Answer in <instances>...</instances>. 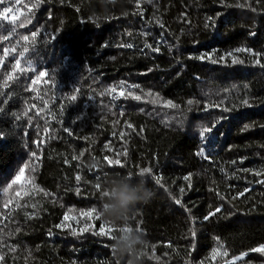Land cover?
Masks as SVG:
<instances>
[{
	"label": "trees",
	"instance_id": "16d2710c",
	"mask_svg": "<svg viewBox=\"0 0 264 264\" xmlns=\"http://www.w3.org/2000/svg\"><path fill=\"white\" fill-rule=\"evenodd\" d=\"M237 2L152 0L141 4V12L135 0L115 5L42 0L38 8L33 7L36 0H5L0 12L8 7V20L0 25V35L9 34L12 17L17 27L0 42V56L12 50L0 65V83L25 46L36 71L0 88L6 93L0 95V214L12 210L0 228L12 233L4 242L16 246L14 253L2 250L4 264H128V255L112 249L122 232L113 231V238L94 235L109 223L83 213L100 208L101 193L111 180L136 176L145 167L153 170L145 175L151 200L137 204L128 223H110L143 231L148 243L138 249L137 264H225L242 252L248 255L237 264H264V255L251 251L264 244V184L257 182L264 175H254L264 172V67L254 63L251 53L234 52L245 47L264 53V0H250L255 12L226 6ZM33 32L34 42L21 39ZM159 40V52L144 48L145 41L157 47ZM127 43L134 47H122ZM229 52L244 63L233 64ZM201 55L205 59L195 58ZM21 67H27L23 59ZM40 71L48 75L38 78ZM110 88L116 89L115 100L101 95ZM121 91L143 98H124ZM149 91L178 107L150 103L154 97L145 96ZM190 99L198 103L189 105ZM245 99L250 106L242 103ZM218 101L223 103L214 106ZM225 107L231 111H223ZM213 125L201 138V129ZM121 132L128 135L121 137ZM201 150L208 159L197 154ZM81 152L80 160L72 159ZM25 165L6 195L4 188ZM77 174L82 176L79 183ZM188 174L191 187L184 180ZM155 176L162 177L165 187L156 184ZM33 186L51 195L33 191ZM26 191L29 195H17ZM9 195L13 200L6 209ZM17 203L25 206L17 208ZM210 212L215 215L204 220ZM66 213L74 219L65 220ZM61 223L69 227L57 228ZM84 228L89 230L71 235L72 229ZM219 244L227 257H213ZM153 246L159 261L151 258Z\"/></svg>",
	"mask_w": 264,
	"mask_h": 264
},
{
	"label": "snow or ice",
	"instance_id": "6c2138e0",
	"mask_svg": "<svg viewBox=\"0 0 264 264\" xmlns=\"http://www.w3.org/2000/svg\"><path fill=\"white\" fill-rule=\"evenodd\" d=\"M9 2H11V0H9ZM15 2L17 4H19L20 0H15ZM42 2V0H36V4L33 5V7L35 8H38L40 3ZM143 2H146V3H149L151 4L152 3V0H135V4H136V7L139 11H143L141 9V4ZM257 3L260 2V0H256ZM221 3L223 4L224 3V0H221ZM5 4V0H0V6H3ZM227 7H237V8H249L251 11L255 12L257 11L256 8L252 7L251 3H250V0H244L243 3H240L239 0L238 2L235 4V5H226ZM9 12V8L8 7H4V10L2 12H0V25L3 24V21L5 20H8V16L5 15V13H8ZM182 15H186V14H182ZM218 16L220 15L219 13L217 14ZM209 21H212V18L209 17L208 18ZM15 17H12V21H10V23L13 24L12 28L9 30V34L8 35H0V42H3L5 40H8L10 38V36L15 32L16 30V27L17 25H15ZM159 26L161 28H164V24L162 22H160L159 20L156 21ZM20 27H23L24 25L23 24H20L19 25ZM206 27H208V23L205 24ZM129 35H131V33H129ZM143 36L147 37L148 35H150L149 33L147 32H144L142 33ZM36 36H37V33L36 32H33L32 33V36L31 38L29 36H22L21 39L25 40V41H29L31 39L32 42L35 41L36 39ZM163 41L162 40H159L157 41V47H153L152 44L148 43L147 41H145V44H144V48H147V49H150L151 51L153 52H159L160 51V47H159V44L162 43ZM15 47V46H14ZM122 47H126V48H133L134 45L132 43H127V44H124L122 45ZM30 51L29 47H23V50L19 52V58H16V57H13L15 59V63L12 65V72L11 73H7L6 74V78L5 80L0 83V88H7L9 87L10 84L12 83H15L18 79H20V77L26 72V71H36L35 68H33V65H32V62L30 59H27L26 58V54ZM234 52H249L251 53L254 57H256V59L254 60V63L259 65L260 67H264V63L261 62V57H264V53H261V52H254L252 49L250 48H245V47H238L234 50ZM12 55V50H9V49H5V56H11ZM227 56H232L233 59H232V63L233 64H239V63H244L243 60L237 58L234 56V53L233 52H229L226 54ZM5 56H0V65H3L4 62H5ZM191 58V57H190ZM196 59H200V60H203L205 59V56L204 55H201L199 57H195ZM209 59H211V57L209 56L208 57ZM24 60L27 67H21V60ZM221 59H223V57H221ZM211 62L212 63H217L218 61L215 60V59H211ZM48 74L44 71H40L39 72V77H46ZM33 83H35V81H33ZM120 87L123 88V85H121ZM131 87H139L138 85H133ZM116 91L115 88H110V89H106V91L104 93H101V95H112L114 92ZM227 91V90H225ZM6 93L0 91V95H5ZM8 95H10V93H8ZM120 96L121 97H124V98H131L132 100H135V101H141L142 100V96L141 95H137L135 93H133L132 91H127V93H125L124 91H121L120 92ZM145 96H152L154 97L152 100H150L149 102L150 103H153V104H161L163 107H166V108H171V109H175L177 108L178 106L176 104H174L171 100H160L159 99V94H154L152 93L151 91L145 93ZM112 98L113 100H115L117 97L115 95H112ZM70 100L74 101L76 99V96L75 95H71L69 97ZM193 103H198V101H193V100H188V104L191 105ZM223 101H218L216 102V104L214 106H219L220 104H222ZM242 103L244 105H249L248 103V100L245 99L242 101ZM35 105H33L34 107ZM3 109H0V111H2ZM205 110L207 111L208 110V104L206 103L205 104ZM141 111H143V109H141ZM223 111L225 112H228V111H231V109L225 107L223 109ZM26 113H27V110H26ZM25 113V114H26ZM123 114V113H121ZM37 115H39V111L37 112ZM17 119H19V117H17ZM221 119H223V117H221ZM219 122V121H217ZM126 126L130 129H132L133 132L136 131V129L133 127V125L131 123H127L126 122ZM215 127V125H213L212 127H207V128H203L201 129V131L199 132V135L201 138H205L206 137V134H209L213 131V128ZM249 126H245V129H247ZM48 129L45 128V132H47ZM65 131H68V129H65ZM140 131H143V129H141ZM72 133L69 132V135H71ZM121 137L125 136V135H128V133L126 132H121L120 133ZM107 147V146H106ZM198 155H204L205 156V159H208L209 157L207 155H205L204 151L201 150L200 152L197 153ZM84 155L83 152L80 153L79 156H76V155H73L72 156V159L73 160H80L81 157ZM123 155L126 157L127 156V151L125 150L123 152ZM105 159H107V157H105ZM67 163V161H66ZM108 164L109 165H119L120 167H124L125 164L122 163L120 160H108ZM99 165V162L97 161V164L93 165L92 167L95 168V167H98ZM28 167V165H25L24 167H21L19 169V173L17 174V176L15 177V179L11 182V184H9L6 188H4V193L7 195L9 193V189L12 188V185L13 184H16L17 181L20 180L21 176H23L24 172H25V168ZM91 170V169H90ZM244 171H249L248 169H245ZM153 173V170L149 167H145V168H141L138 172V175H152ZM254 175L256 176H262L264 175V172H261V171H256L254 172ZM77 183H79L81 180H82V176L77 174L76 177H75ZM155 179V182L157 185H159L160 187H165V185L162 183V177L160 176H155L154 177ZM184 180L188 182L189 184V187H191V174H188L186 176H184ZM258 183H261V184H264V179H261L259 181H257ZM100 184L97 183L96 184V188L99 190L100 189ZM167 191V189H165ZM33 191H36V192H43L44 196H49L51 195L49 192H47L46 190H43V189H40L38 188L37 186H33ZM185 191L184 188H181L180 189V193L183 194ZM248 189H245V192H247ZM77 193L79 194V188H77ZM102 196H105L106 193L103 191L102 193ZM18 196L20 195H24V196H27L29 195V193L26 191L24 193H17ZM171 195V194H170ZM219 195V193H218ZM239 196H243L244 195V192H241L238 194ZM223 198V197H222ZM236 197H233V199H235ZM172 199L174 201V203L176 205H179V206H183L182 205V201L181 199L175 197V196H172ZM13 198L9 195L7 196V200L4 204V207L7 209L9 204L12 202ZM25 205H21L19 203L16 204V207L17 208H20V207H24ZM32 207H35V205H32ZM69 211H72L71 209ZM185 211H190L189 209L185 208ZM221 211V208L220 207H217L215 209V212L216 213H219ZM11 215H12V210H9L8 214L7 215H4V214H0V224H3L4 223V220L6 219H10L11 218ZM83 215H87V216H90L92 217L94 220H100L101 217L99 215V212L96 208H92L90 210H88L87 212L83 213ZM212 215H215V213H209V215L205 216L204 217V220H208L209 219V216H212ZM31 218V217H30ZM65 220H71V219H74V217L72 216H69L67 213L65 214V217H64ZM5 227H7V225H5ZM57 228H65V227H69L68 225H65L63 223L59 224V225H56ZM89 229L88 228H84V229H81L79 231H77L76 229H72L71 231V235L73 236H79L81 235L83 232H86L88 231ZM120 231V232H127V231H130L131 229L129 227H125V228H120V229H117L115 228L114 226H112L110 223L108 225H105V224H102L101 227H100V230L99 232H93L94 235H105V236H109V238H113L112 237V232L113 231ZM136 230H141L139 228H137ZM17 232L20 231L19 228L16 229ZM8 235H12V233L9 231V232H4V228H0V264H4L5 262V254L4 252L2 251L5 247L8 248V250L10 252H16V246L14 245H7L5 242H4V237L5 236H8ZM196 233L195 231L192 232V236L193 238L195 237ZM169 247H171V243H169L168 245ZM220 249H224V245L223 244H219V246L217 248H213L212 249V255L213 257H216V256H222V257H227L229 255L228 251L227 250H224V251H220ZM252 252H259L260 254L264 255V244L260 245L259 247L257 248H253L251 249ZM248 255L247 252H242L240 253L239 255L237 256H233L231 258V260L229 261H226L225 264H237V262L239 261H242L245 259V257ZM151 258H154L156 260H160V257L156 256V253H155V246H153V252H152V257Z\"/></svg>",
	"mask_w": 264,
	"mask_h": 264
},
{
	"label": "clouds",
	"instance_id": "9594fccd",
	"mask_svg": "<svg viewBox=\"0 0 264 264\" xmlns=\"http://www.w3.org/2000/svg\"><path fill=\"white\" fill-rule=\"evenodd\" d=\"M107 4H118L122 0H102ZM104 192L106 193L102 205L98 209L101 219L106 223H128L133 210L139 203H148L153 192L146 187L144 175L119 176L111 180ZM130 231L118 235L112 244L115 254L128 255V264H137L139 248L147 246L143 231L130 227Z\"/></svg>",
	"mask_w": 264,
	"mask_h": 264
},
{
	"label": "bare ground",
	"instance_id": "6f19581e",
	"mask_svg": "<svg viewBox=\"0 0 264 264\" xmlns=\"http://www.w3.org/2000/svg\"><path fill=\"white\" fill-rule=\"evenodd\" d=\"M22 217V216H21Z\"/></svg>",
	"mask_w": 264,
	"mask_h": 264
}]
</instances>
